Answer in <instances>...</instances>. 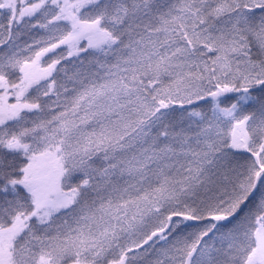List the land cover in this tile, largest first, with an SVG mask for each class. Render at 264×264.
I'll return each instance as SVG.
<instances>
[{
    "label": "snow or ice",
    "instance_id": "obj_1",
    "mask_svg": "<svg viewBox=\"0 0 264 264\" xmlns=\"http://www.w3.org/2000/svg\"><path fill=\"white\" fill-rule=\"evenodd\" d=\"M0 264H264V0H0Z\"/></svg>",
    "mask_w": 264,
    "mask_h": 264
}]
</instances>
